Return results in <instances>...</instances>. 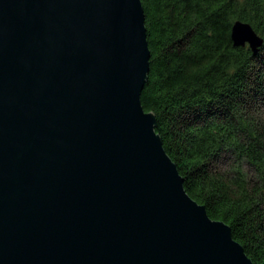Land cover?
I'll use <instances>...</instances> for the list:
<instances>
[{
	"label": "water",
	"instance_id": "1",
	"mask_svg": "<svg viewBox=\"0 0 264 264\" xmlns=\"http://www.w3.org/2000/svg\"><path fill=\"white\" fill-rule=\"evenodd\" d=\"M144 19L140 0H0V264H252L142 108Z\"/></svg>",
	"mask_w": 264,
	"mask_h": 264
},
{
	"label": "trees",
	"instance_id": "2",
	"mask_svg": "<svg viewBox=\"0 0 264 264\" xmlns=\"http://www.w3.org/2000/svg\"><path fill=\"white\" fill-rule=\"evenodd\" d=\"M149 57L141 105L188 196L264 264V0H140ZM235 22L261 39L235 45Z\"/></svg>",
	"mask_w": 264,
	"mask_h": 264
},
{
	"label": "bare ground",
	"instance_id": "3",
	"mask_svg": "<svg viewBox=\"0 0 264 264\" xmlns=\"http://www.w3.org/2000/svg\"><path fill=\"white\" fill-rule=\"evenodd\" d=\"M241 33V34H240ZM240 37H243V36H245L246 35V33H244L242 30L240 31ZM247 40H249V42H246V43H248V45H249V43H250V47H251V49H253V50H256V47L254 46V48H253V45L255 44V42H254V38H250L249 36H248V38H246ZM259 46V45H258Z\"/></svg>",
	"mask_w": 264,
	"mask_h": 264
},
{
	"label": "rangeland",
	"instance_id": "4",
	"mask_svg": "<svg viewBox=\"0 0 264 264\" xmlns=\"http://www.w3.org/2000/svg\"><path fill=\"white\" fill-rule=\"evenodd\" d=\"M248 44V43H247Z\"/></svg>",
	"mask_w": 264,
	"mask_h": 264
}]
</instances>
